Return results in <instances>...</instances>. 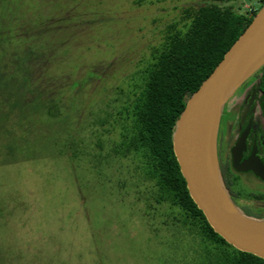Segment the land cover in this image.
I'll return each mask as SVG.
<instances>
[{"label":"rangeland","instance_id":"374dc122","mask_svg":"<svg viewBox=\"0 0 264 264\" xmlns=\"http://www.w3.org/2000/svg\"><path fill=\"white\" fill-rule=\"evenodd\" d=\"M204 4L0 0V264H196L140 161L110 152L166 27Z\"/></svg>","mask_w":264,"mask_h":264},{"label":"trees","instance_id":"16d2710c","mask_svg":"<svg viewBox=\"0 0 264 264\" xmlns=\"http://www.w3.org/2000/svg\"><path fill=\"white\" fill-rule=\"evenodd\" d=\"M201 1L205 4L184 9L181 20L166 27L141 90L131 100L132 125L110 154L140 161L141 172L156 188L155 204L175 210V225L197 243L196 264H264V258L235 248L212 228L193 201L173 150L176 123L188 99L254 19L216 4L226 0ZM256 1L264 5V0ZM257 75L264 83V66ZM58 111L55 104L48 113L54 117Z\"/></svg>","mask_w":264,"mask_h":264},{"label":"water","instance_id":"95a60500","mask_svg":"<svg viewBox=\"0 0 264 264\" xmlns=\"http://www.w3.org/2000/svg\"><path fill=\"white\" fill-rule=\"evenodd\" d=\"M264 66V5L188 99L177 120L173 150L189 193L212 228L235 248L264 258V218L232 199L220 169L218 133L223 109L236 90ZM239 158L235 156V165Z\"/></svg>","mask_w":264,"mask_h":264},{"label":"flooded vegetation","instance_id":"af4514ba","mask_svg":"<svg viewBox=\"0 0 264 264\" xmlns=\"http://www.w3.org/2000/svg\"><path fill=\"white\" fill-rule=\"evenodd\" d=\"M230 101V108L223 110L218 133L221 174L234 202L242 210H251L254 213L251 216L258 217L264 214V83L261 75L257 72L251 75ZM235 156L239 158L240 169L235 165Z\"/></svg>","mask_w":264,"mask_h":264}]
</instances>
